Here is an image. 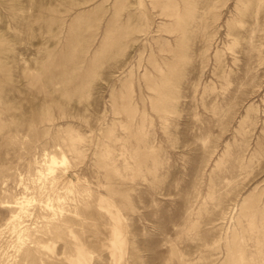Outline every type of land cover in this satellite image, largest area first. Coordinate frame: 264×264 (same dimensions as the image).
<instances>
[{
	"label": "rangeland",
	"instance_id": "1",
	"mask_svg": "<svg viewBox=\"0 0 264 264\" xmlns=\"http://www.w3.org/2000/svg\"><path fill=\"white\" fill-rule=\"evenodd\" d=\"M0 264H264V0H0Z\"/></svg>",
	"mask_w": 264,
	"mask_h": 264
}]
</instances>
